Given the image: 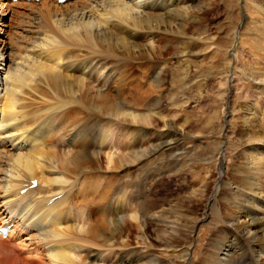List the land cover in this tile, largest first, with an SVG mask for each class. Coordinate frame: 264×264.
Segmentation results:
<instances>
[{
	"label": "bare ground",
	"instance_id": "bare-ground-1",
	"mask_svg": "<svg viewBox=\"0 0 264 264\" xmlns=\"http://www.w3.org/2000/svg\"><path fill=\"white\" fill-rule=\"evenodd\" d=\"M32 1L0 0V157L5 162L0 178V264H137L136 259L140 264H191L197 242L191 234L203 220L187 219L191 226L185 232L179 221L166 219L155 205L141 201L138 211L123 216L127 205L117 200L121 189L114 185L118 175L113 177V169L129 173L153 157L177 158L185 130L158 114L160 99L148 103L150 89L140 87L148 83L160 89L163 81L143 66L160 60L168 49L159 46L166 39L162 33L183 37L185 23L199 18L201 2L207 0H71L61 5L45 0L38 13L56 37L46 35L42 41L53 47L11 56L4 30L10 13L5 7L29 6ZM238 1L240 18L247 24L243 26L251 35L261 34L252 40L259 44L264 63V0ZM187 38V53L181 56H203L197 52L199 40ZM92 78L97 85L89 82ZM260 83L264 92V78ZM161 122L165 132L158 129ZM244 128V171L230 175L234 185L223 181L220 163L219 185L230 189L228 208L220 215L224 238L208 242L200 264H264V124L255 117ZM150 129L155 135L148 140L145 132ZM113 134L134 140L138 151L113 153ZM65 146L68 150L57 151ZM224 174L226 180L229 174ZM152 218L170 224L156 229L162 254L151 250L145 237L147 219ZM122 222L140 229L137 249L116 240L124 233Z\"/></svg>",
	"mask_w": 264,
	"mask_h": 264
},
{
	"label": "rangeland",
	"instance_id": "rangeland-1",
	"mask_svg": "<svg viewBox=\"0 0 264 264\" xmlns=\"http://www.w3.org/2000/svg\"><path fill=\"white\" fill-rule=\"evenodd\" d=\"M40 2L42 1H34L29 6L21 7L3 3V5L8 4V7H4L10 13L4 23V30L8 33V42L11 43L8 45L13 48L10 51L11 56L23 55L34 48L45 50L53 47L42 41L46 35L56 37V31L39 15ZM201 4L200 8H202L198 12L200 19H193L194 22L187 23L188 25L185 23L186 28L185 31L181 30V33L183 32L181 38L171 35L170 32H163L161 36L168 40L165 42L166 39L162 38L159 46L168 49L163 53L162 59H154L143 66L155 72L154 77L161 75L163 81L160 89L150 87L148 83L140 87L150 89L148 91L151 93V98L148 99V103L160 99L161 109L158 114L165 116V122H174L181 132L185 130L186 136L180 138L176 150L177 158L169 160V155H156L157 159L153 157L132 168L129 173L113 169V177L116 178L118 175L114 185L121 189L117 200L127 205L123 216H129L130 211H138L141 202H146L155 205L159 213L165 214L166 219L179 221L180 229L183 231L191 226V223L184 222L187 219L203 220L198 229L192 232L193 235L191 234L197 239L194 248L191 247V255H194L191 257V264H200L199 258L208 247V242H221L220 240L224 238L221 235L224 227L221 216L228 208L226 200L230 198V189H221L219 185L220 163L224 162L221 176L223 181L234 185V176L230 175L236 169L240 172L244 171L245 146L242 142L244 126L247 122L255 121V117L257 122L264 124V92L260 87L261 79L264 78L262 76L264 63L261 59L263 56L259 57L261 48L254 42L260 39V32L259 35H251L248 31L249 27L246 29V26H243L247 24L240 18L238 0H207L202 1ZM249 8L251 7L248 6V11H252ZM169 21L172 25L175 24L174 21ZM189 36L199 40L197 52L203 51V56L189 59L187 56H181L187 53L185 45L190 41L185 38ZM176 53H179L180 58ZM133 70L140 75L143 72L136 66ZM101 72H98L97 76H101ZM89 82L93 85L98 84L94 78L89 79ZM110 83L107 82V87ZM255 111L259 117L252 116V112ZM115 123L113 121V124ZM163 126L164 123L161 122L158 126L160 132L166 131ZM145 134L148 135V140H151L155 131L150 129ZM129 142L125 139H117L113 134V153L127 154L132 150L138 151V147H133L136 146L135 141ZM150 145L143 147L144 154H147ZM65 150H68L66 146L57 151ZM4 163L3 157H0V178L5 171ZM142 171L146 172L143 174ZM224 173L229 174L226 180ZM144 179L145 182L149 181L145 183ZM217 188L219 191L216 193ZM209 204L212 207L209 208ZM94 208L97 209V206H92V209ZM72 211H75L74 208ZM153 219H147L148 228L145 237L148 243L150 242L148 247L157 254H162L156 229L170 224L162 219L161 222H158L157 218ZM155 220L157 223L154 222ZM122 225L124 233H118L116 240L120 244L128 243L133 245L132 248L137 249L140 243V229H135L136 224L125 226L122 222ZM136 261L140 264L138 259Z\"/></svg>",
	"mask_w": 264,
	"mask_h": 264
}]
</instances>
